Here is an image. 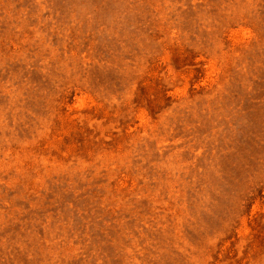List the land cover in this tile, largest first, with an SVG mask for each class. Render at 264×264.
Listing matches in <instances>:
<instances>
[{
  "label": "rangeland",
  "instance_id": "374dc122",
  "mask_svg": "<svg viewBox=\"0 0 264 264\" xmlns=\"http://www.w3.org/2000/svg\"><path fill=\"white\" fill-rule=\"evenodd\" d=\"M0 264H264V0H0Z\"/></svg>",
  "mask_w": 264,
  "mask_h": 264
}]
</instances>
